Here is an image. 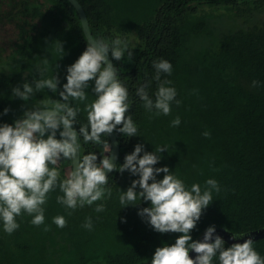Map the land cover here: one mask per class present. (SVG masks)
Segmentation results:
<instances>
[{
  "label": "trees",
  "instance_id": "obj_1",
  "mask_svg": "<svg viewBox=\"0 0 264 264\" xmlns=\"http://www.w3.org/2000/svg\"><path fill=\"white\" fill-rule=\"evenodd\" d=\"M79 1L96 39L110 43L120 37L133 49L132 61L127 54L114 61L118 79L129 92L128 115L138 129L137 136L130 138L115 133L120 144L117 164L141 143L149 152L166 147L167 151L157 153L161 160L156 167H169L188 188L195 183L203 190L208 179H215L221 191L213 192L212 203L190 233L193 240L211 225L237 233L264 226V21L219 31L210 18L197 16L205 6H227L236 18L251 20L264 14V0ZM7 23L15 26V37L7 46L0 43V113L5 108L10 111L0 115V124L22 116V106H40L43 101L51 107L59 99L57 94L44 89L24 102L12 96V87L52 78L56 72L61 85L66 83V67L88 43L79 13L69 0H0V24ZM215 33L213 43H202ZM60 43L64 55L58 51ZM160 59L172 65L171 75L162 74L161 79L171 81L169 86L176 89L175 99L180 101L172 102L168 116L148 112L136 95V89L150 81L148 92L155 99L153 61ZM254 80L258 86H253ZM86 91L87 101L73 102L81 109L77 129L87 123L85 104L95 99L91 87ZM177 116L181 123L173 127ZM205 131L210 133L207 138ZM102 151L81 138V155L97 152L99 159ZM57 167L63 179L71 162L62 160ZM137 178L127 171L110 173L106 187L111 196L75 211L56 202L62 195L57 189L48 194L45 222L38 227L22 213L16 218L19 229L9 235L0 221V264L150 262L157 247L173 244L179 234L157 233L138 215L150 202L138 199L139 205L122 208L121 192ZM162 178L163 173L158 176ZM97 204H104L105 210L96 212ZM58 215L65 217L66 227L52 222ZM89 217L91 230L83 227ZM231 244L226 242L225 247ZM253 247L264 257V237L254 240Z\"/></svg>",
  "mask_w": 264,
  "mask_h": 264
},
{
  "label": "clouds",
  "instance_id": "obj_2",
  "mask_svg": "<svg viewBox=\"0 0 264 264\" xmlns=\"http://www.w3.org/2000/svg\"><path fill=\"white\" fill-rule=\"evenodd\" d=\"M86 45L75 62L66 67V83L61 85L56 72L52 78L34 79L12 87V96L24 102L44 89L57 94L59 99L52 101L51 107L43 101L40 106H22V116L11 124H0V221L4 232L11 235L19 229L16 218L22 213L32 217V225L44 224L43 205L48 194L57 189L62 195L56 197V202L66 210L92 206L106 194L111 196V189L106 187L108 173L118 171L123 174L127 171L138 178L121 192L119 202L122 208L135 207L141 201L150 202L149 207L138 210V215L157 233L179 234L173 244L155 249L151 264H264V257L254 249L251 236L244 239L242 235L232 234L230 239L243 242L225 247V240L216 234V226L211 225L206 228L202 240H193L190 233L212 203L213 192L221 191L215 179H208L203 190L195 183L188 188L169 167H156L161 160L157 153L167 151L166 147H157L149 152L141 143L125 155L122 164L114 163L116 157L108 137L115 132L130 138L137 136L138 131L128 115V89L118 79L117 68L113 64V61L124 59L125 54L132 61L133 49L127 40L120 37L110 43L89 38ZM58 51L64 55L62 43ZM44 63L47 64V60ZM153 68V79L157 81L155 99L148 92L150 81L138 87L136 95L148 112L155 116H168L172 102L180 103L175 99L176 89L169 86L171 81L161 79L162 74L171 75L172 65L160 59L153 61ZM252 84L255 87L259 82L254 80ZM89 87L95 99L85 104L83 111L87 123L77 129L76 120L81 109L73 106V102L87 101L86 90ZM9 111L5 108L0 115H7ZM180 123L178 116L171 122L173 127ZM203 135L207 138L210 133L205 131ZM81 138L84 144L91 142L102 147L99 159L97 152L80 154ZM62 160L71 162V168L63 179L57 167ZM161 173L163 178L158 179ZM104 210V204H97L96 212ZM52 222L58 228L67 225L62 215L53 217ZM83 227L92 229L91 217ZM190 252L196 254L194 259Z\"/></svg>",
  "mask_w": 264,
  "mask_h": 264
},
{
  "label": "rangeland",
  "instance_id": "obj_3",
  "mask_svg": "<svg viewBox=\"0 0 264 264\" xmlns=\"http://www.w3.org/2000/svg\"><path fill=\"white\" fill-rule=\"evenodd\" d=\"M205 15L211 19L214 24H218L219 31L231 30L239 27H247L252 23L264 21V14H257L251 20L236 18L234 12L227 6H205L200 9L197 16ZM218 30V29H217ZM214 36H209L202 42L204 45L215 41ZM15 37V26L11 23L0 24V43L8 45Z\"/></svg>",
  "mask_w": 264,
  "mask_h": 264
},
{
  "label": "water",
  "instance_id": "obj_4",
  "mask_svg": "<svg viewBox=\"0 0 264 264\" xmlns=\"http://www.w3.org/2000/svg\"><path fill=\"white\" fill-rule=\"evenodd\" d=\"M69 1L74 5V7L76 8V10L79 13L82 28H83V31H84V34H85L87 40H89V38L96 39L91 32L88 16H87V13H86L82 3L79 0H69ZM113 64H114V61H113ZM108 139H109V143L112 145V151H113V153H115L116 159L114 160V163H117L119 155H120L119 139H118L117 135L115 134V132L113 134H111V136H109ZM80 154H81V152H80ZM109 175H110V173H108V176ZM204 232L205 231H203L197 237L196 240H202ZM216 234L220 235L228 243H237V242L242 243L243 240H235L234 241V240L230 239L231 235L232 234L242 235V236H244V239L248 238V236H251L253 238V240H257L259 238L264 237V226L253 229V230L241 232V233L234 232L233 230L226 228V227L216 226ZM189 255L191 258L194 259L196 254L194 252H190ZM144 264H151V261L144 263Z\"/></svg>",
  "mask_w": 264,
  "mask_h": 264
}]
</instances>
